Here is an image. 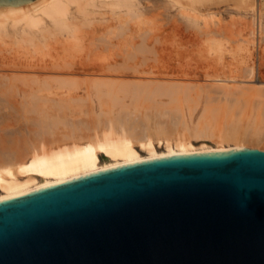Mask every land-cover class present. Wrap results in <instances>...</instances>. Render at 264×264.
<instances>
[{
	"label": "bare ground",
	"instance_id": "obj_1",
	"mask_svg": "<svg viewBox=\"0 0 264 264\" xmlns=\"http://www.w3.org/2000/svg\"><path fill=\"white\" fill-rule=\"evenodd\" d=\"M144 4H151V6H144ZM222 6L226 7L224 11L227 13L232 9L229 8L233 7L234 11L236 10L239 14L242 12H244L245 15L251 14L255 26L257 22L260 21L259 19L264 18V1L261 0H39L38 3L27 4L23 7L0 8V40H3V42L4 39H8L9 42L12 40L13 44L21 46V48L23 46H25V48L28 47V49L32 47L36 50L35 53H37L38 49H43L42 47L49 48L50 41H53V44L59 41V44L67 43L71 44V46L74 44L73 41L78 44L81 38L79 37L80 29L85 26L89 27L94 20H96V15L99 13L95 12L97 9H109L111 15L117 21L116 26H110L112 28L108 31L105 29L106 33H104V31L101 38L105 40L104 37H108L109 39L111 35H116V38L122 37L121 39L125 41L124 43L121 42L122 44H126L128 47L132 44L133 51L131 52L128 50L131 53H139L147 50V40L150 38V31H152L153 28V25L151 26L152 28H149L148 25H150L155 18H161V22L163 21L162 23H164V25H162V31L165 38H162H164L166 44H170L171 47L173 45L172 40L175 41L173 39V34L176 36L177 34H181L180 26L181 24H185L188 25V28L190 27L201 31V35L205 38L202 37L204 41H202L201 38L199 39L206 44L208 43L207 45L211 49V51L208 50L210 51L208 52L205 49L208 46L205 47L204 45V48L203 45H201L202 49H205L201 52L212 53L213 59L216 62H221V66H223L224 69H226L225 66H228L230 63L226 61V58L229 56L235 59L237 53H240V55H238L240 56L238 60L246 64L245 70L247 74H249L247 77L251 76L250 78H253V82H256L254 87H242L231 85V83L236 84L233 82H231L230 85L228 84L229 82L227 81L233 77L223 79V77L220 78L215 76V79H212L213 77L211 78L215 81L207 85L194 80L192 78L194 76L187 79H184L182 76L183 78L174 80L170 79L172 76L170 78L167 77L166 80H158L161 77L153 78L152 75V78L147 80L144 78L142 81L121 79L120 77L130 78L133 74H151V72L149 73L143 70L144 66L143 68L137 66L136 62L135 66H131L130 64L125 66V63L123 66L119 65V67H116L115 63H109L107 65L86 64L87 66L83 64H70V62L67 64H59L57 62L51 63L54 70H63L60 72H63V74L65 73V75L67 74V77L63 75L64 77H53L54 79H51L52 77H49V79H45L46 77H44V79H42L43 77L41 79L36 76L31 77L33 75H23V77H19L21 76L19 75L17 77L15 75L5 76L6 74H3L0 76V120L2 122H4L2 120L3 117L4 119L6 117L8 119L12 118L10 119L12 122L16 114L19 115L21 119L23 113H30L35 114L34 117L33 115V118L29 116L27 120L26 114L25 118L27 122H31V119L34 121L33 123L38 128L36 133L38 135H50L54 128L60 123L63 124L61 126H69L71 131L69 134H65L61 139H55V137L54 139L51 138L53 141L49 140V142L51 141L50 143L47 142V139L46 141L41 139L42 136L41 138L39 137V139L33 137L35 140L32 139V142L30 141L31 137L30 140L26 137L30 142H28L26 138H23L24 142L21 144L20 142H16L17 144L13 143L10 140H0V144H2L0 146V201L83 177L94 172L147 160H158V158L186 154L223 152L242 148H253L264 151V133L262 131V125H264V79L261 80L256 76L257 71L255 69V64L253 66L248 63V60H250L253 55L249 48V44H251L249 40H241L240 43V40L237 41L238 49L235 48L237 45L232 47L234 46L232 45L233 37L240 36V34L233 31L228 25L225 26L226 24H222ZM210 20L213 21L214 28L209 27L211 23ZM201 21L204 22V25L207 24L210 29H207L206 26L205 30L201 29ZM157 22H159V20H157ZM131 24L137 26L132 28ZM263 27L264 26L261 28ZM85 30L84 32L89 34V30L87 32ZM252 33L254 35L255 31H252ZM152 35H154V33ZM250 35L252 34L250 33ZM96 36H98V34ZM128 36L132 38L139 36L142 41H139L140 43L138 44H133V39H131L132 42L127 40ZM197 36L199 37L198 34ZM84 37L82 38L85 39ZM88 37L89 36H87V38ZM193 37H195V35H193ZM198 37L196 39H198ZM83 41L84 40H81L80 42L83 43ZM6 42H4V44ZM176 42L178 43V41H175V43ZM8 43L6 44L8 45ZM105 43H109L110 45L115 44L111 43L110 40ZM53 44L50 45V47L52 46L51 49L57 48V46H55L56 44H54V46ZM195 44H197V42ZM186 45H189V43ZM66 46L61 45V48ZM69 47L70 46L67 48ZM75 47L76 49L79 48L78 46ZM83 47L85 46H82V48ZM185 48H187V46ZM234 48L235 50H233ZM167 49H165V51H168ZM17 50L18 48H16V51ZM13 51L15 50L13 49ZM77 52L79 53V51ZM176 52H178V50ZM170 53H173V51ZM242 53L243 55H241ZM248 53L250 54L247 55ZM49 54L50 52L47 55L49 56ZM179 54L177 56L183 58ZM207 54L205 59L209 58ZM31 55L33 56V54ZM47 55L46 57H48ZM128 55L124 54V56ZM203 55H201V57ZM212 55L210 56L212 57ZM168 56L171 57V54ZM51 58L55 57L51 56ZM55 59L61 58L56 57ZM139 59L140 58H138V63ZM213 59L211 61H213ZM209 61L210 60H208V63ZM167 62L168 61L165 63ZM173 62L176 63V60ZM183 62L185 63V61ZM33 63L34 62H32V64ZM180 63L182 64L181 61ZM179 64L176 63V65ZM261 64L264 65V62ZM8 65L13 66V64ZM217 65L219 67L218 63ZM25 66H23V68H25ZM33 66L31 68H36ZM153 68L151 70L156 69ZM147 72L149 74H147ZM117 73L118 75L114 76ZM145 75L142 77H145ZM140 79L141 78H139V80ZM81 93L84 94L82 95ZM199 97H204L209 104L216 103L215 101L217 99L226 102L224 104L217 103L214 104V106L204 109L201 116L198 118L199 120L197 119L195 123L193 122L194 120L191 121L188 118H192V114L187 112L191 110L189 104ZM252 97L258 98V109H262L261 112H258L260 116L256 115L257 118L260 117V120L252 116L255 120H251L242 131V128L238 126L240 117L236 116L238 115L236 112H241L244 108L243 105H245L247 101H250ZM163 98L167 100L164 101ZM15 101L17 102L15 103ZM86 101H97L99 113L94 110V112H97V115L94 116H97L95 120L93 119L94 121L92 122L89 120L81 125L68 123L66 117L69 115H77L74 113L82 108L83 103ZM185 106L189 109L185 110ZM86 111L84 113H86ZM221 115L226 123L223 124L224 126L221 124L220 127L217 125ZM29 118L31 119L29 120ZM17 120L14 119L16 123ZM20 122H22V119ZM5 124L10 125L6 120ZM251 124L253 126H251ZM31 126L32 125L29 127ZM36 129H34V131ZM82 130L85 131L82 132ZM207 139H217L218 141L214 146L201 143L199 147H196L193 143V140L204 141Z\"/></svg>",
	"mask_w": 264,
	"mask_h": 264
},
{
	"label": "water",
	"instance_id": "obj_2",
	"mask_svg": "<svg viewBox=\"0 0 264 264\" xmlns=\"http://www.w3.org/2000/svg\"><path fill=\"white\" fill-rule=\"evenodd\" d=\"M0 264H264V151L147 160L2 200Z\"/></svg>",
	"mask_w": 264,
	"mask_h": 264
},
{
	"label": "rangeland",
	"instance_id": "obj_3",
	"mask_svg": "<svg viewBox=\"0 0 264 264\" xmlns=\"http://www.w3.org/2000/svg\"><path fill=\"white\" fill-rule=\"evenodd\" d=\"M261 1H264V0H261ZM151 6V4H144V6ZM232 8V9H231ZM226 9V7H224V6H222V8H221V10H222V14H221V16H222V19L224 20H222V24L223 25H225V26H227L228 25V27H231L232 28V30L233 31H235V32H237L238 34H240V36L238 35V36H234L233 37V43H232V45H234V46H232V47H235L238 43H237V41H239V43L241 42V40L243 41V40H249V42L251 43V44H249V48H250V51H251V54H253L252 55V58L250 59V60H248V63L250 64V65H253L254 66V64H255V69H256V71H257V73H256V76L257 77H259L261 80H263L264 79V65H262L261 63H263L264 62V27L263 28H261L262 26H264V18H262V19H259L260 21H258L257 22V25H258V28H257V25L255 26V24H254V21H253V17H251V14H247V15H245L244 14V12H242V13H240L239 14V12H237L236 10L234 11V8L233 7H230L229 9H231V10H229V13H227V12H225L224 10ZM107 13H106V12ZM234 11V12H233ZM95 12H99L97 15H96V20H94V22L89 26V27H87V26H85V27H82L81 29H80V32H79V37H81L80 38V40H79V42H78V44L77 43H75L74 41H73V45L71 46V44H63V43H60L61 45H68V46H70V47H72V48H67L68 46H66V47H64V48H61V45L58 43V42H54V44H56L55 46H57V48H53V49H51V47H50V45H52L53 44V41H50V45H49V48L51 49H49L48 47L46 48V47H42L43 49H38V51H37V53H35V49H33L32 47H29V49H28V47H26L25 48V46H23L22 48H21V46H18V45H16V44H13L12 43V40H10V42L8 41V39H4V42H6V43H8V45L5 43L4 44V42H3V40L1 41L0 40V76L1 75H5V76H9V75H15V76H19V75H21V76H19V77H23V75H25V76H30V75H33V76H31V77H38V78H42V79H44V77H46L45 79H49V77H52L51 79H54L55 77H58V78H60V77H64V76H66L65 75V73L63 74V72L61 73L60 71H63V70H57V69H55L54 70V67L52 68V64L51 63H59V64H67V63H69L70 62V64H75V65H81V64H83L84 66L87 64V65H94V64H99V65H107V64H109V63H112V64H114L115 63V66L116 67H119V65L120 66H123V64H125V66L126 65H134L135 66V62H136V65L137 66H139V67H142L143 68V66H144V68H143V70L146 72V71H148L149 73L151 72V74L150 75H145V74H133V76H131L130 78H123V77H120L121 79H127V80H133V81H142V80H144V78H145V80H147V79H150V78H159V77H161V78H159L158 80H166L167 79V77H171L170 79L172 80H174V79H178V78H183L184 77V79H187V78H191L192 76H194V77H192L194 80H196V81H200V83L202 84H211V83H213L215 80H212V79H215V76L216 77H220V78H222L223 77V79H225V78H227V79H229V78H231V77H233V78H231L232 80H234V81H232L231 79H229V81H227V82H229L228 84L230 85V83L231 82H233V83H236V84H232L231 83V85H235V86H244V87H254V84H256V82L254 83L253 81V78H250V77H247L249 74H247V72H246V64H244V63H242L241 61L239 62V57L240 56H238V55H240V53H237V56H236V58L234 59H232V57L230 58L229 56H228V58H226L227 60V62H230L229 63V67L228 66H225V68L226 69H224V67L223 66H221V62H216L214 59H213V55H212V53H208V52H210L211 51V49H210V47L205 43V42H202V41H204L203 40V38H205V37H203L201 34V31L200 30H195V29H193V28H188V25H183V24H181V34H183V35H181V34H177V36L176 35H174L173 34V39L175 40V41H178V43L176 44L175 43V41H173L172 40V42H173V45H172V47H171V45L170 44H166V42H165V37H164V34H163V26L162 25H164V23H162L161 22V18H155V20L157 19V20H159V22H157V20L155 21V20H152L153 22L152 23H150V25H148V27L150 28L152 25H153V28H152V31H155V32H152V31H150L151 33H150V35H149V39L147 40V50H145V51H143V52H133V53H131L132 51H133V46H132V44H130L131 46H127L126 44H122V43H124L125 41H124V39H121L122 37H117L116 38V35H111L110 37H112V38H110L109 37V39H108V37L106 38V37H104V39L105 40H103L102 38H101V35H103V32L104 33H106V30L108 31V30H110L114 25L116 26V24H117V21H116V19L111 15V11L109 10V9H97ZM101 12V13H100ZM224 12V13H223ZM231 12V13H230ZM264 12V11H263ZM112 17V18H111ZM110 19V20H109ZM106 21V22H105ZM97 22V23H96ZM115 22V23H114ZM202 22V21H201ZM210 25H209V23H208V25H209V27L210 28H214V25H213V21H211L210 20ZM94 23H96V24H94ZM158 23V24H157ZM155 24V25H154ZM110 26H112V27H110ZM137 25H135V24H131V27L132 28H134V27H136ZM162 26V27H161ZM201 29H206V27H207V29H210L208 26H207V24L206 25H204V22H202L201 23ZM204 26V27H203ZM206 26V27H205ZM105 27H107V28H105ZM109 27V28H108ZM184 27V28H183ZM255 27H256V29H255ZM188 28V29H187ZM83 29V30H82ZM85 29H88V30H85ZM92 29V30H91ZM106 29V30H105ZM189 29H190V32H189ZM262 29V30H261ZM84 30L87 32H89V34H87V33H85L84 32ZM250 30H252L253 32L255 31V36L253 35V33H252V31H250ZM83 31V32H82ZM197 32V34L199 35V37L197 36V34H196V32ZM94 33V34H92V33ZM185 32V33H184ZM200 34H199V33ZM98 34V36H96L97 34ZM100 33H102V34H100ZM154 33V35H157V36H154V35H152ZM188 33V34H187ZM250 33L252 34V35H250ZM81 34V35H80ZM89 36L88 38H87V36ZM91 34H92V37H91ZM100 34V35H99ZM185 34V35H184ZM192 34V35H191ZM190 35H191V37H190ZM193 35H195V37H193ZM85 36V37H84ZM94 36V37H93ZM183 36H185V37H183ZM250 36V37H249ZM82 37H84L85 39H83ZM157 37V38H156ZM162 37H164V38H162ZM186 37H188V38H186ZM198 37V39H196ZM203 37V38H202ZM248 37V38H247ZM92 38V39H91ZM95 40H94V39ZM100 38V39H99ZM128 39L127 40H129V41H131V39H133L132 41H133V44L134 43H140L141 41H142V39L139 37V36H136V37H127ZM135 38V39H134ZM193 38V39H192ZM199 38H201L202 39V41H201V39H199ZM92 41H90V40ZM102 39V40H101ZM180 40V42H179V40ZM196 39V40H195ZM238 39V40H237ZM81 40H84L85 42H87V43H85L84 41H83V43L82 42H80ZM108 40H110L111 41V43H115V44H109V43H105V42H107ZM112 40H113V42H112ZM122 40V41H121ZM154 40V41H153ZM182 40H184V41H182ZM188 42H187V41ZM198 40V41H197ZM252 42H251V41ZM96 41V42H95ZM117 41V42H116ZM131 41V42H132ZM140 41V42H139ZM163 41H164V43H163ZM190 41V42H189ZM92 43V45H91V43ZM122 42V43H121ZM150 42V43H149ZM192 42H193V44H192ZM197 42V44H195V43ZM254 42V43H253ZM2 43V44H1ZM71 43V42H70ZM80 43V44H79ZM82 43V44H81ZM95 43V44H94ZM99 43H100V45H99ZM118 43V44H117ZM119 43H120V45H119ZM154 43V44H153ZM189 43V45H186V44H188ZM205 43V44H204ZM236 43V44H235ZM4 44V45H3ZM54 44H53V46H54ZM84 44V45H83ZM183 44V45H182ZM254 44V45H253ZM3 45V46H2ZM7 45V46H6ZM14 45V46H13ZM58 45H60V46H58ZM85 46V47H83L82 48V46ZM87 45H88V48H87ZM101 45H103V46H101ZM170 45V46H169ZM178 45H180V46H178V48L176 49V47ZM187 46V48H185L186 46ZM194 45V46H193ZM201 45H203V47H204V45H205V47L206 46H208V47H204L207 51L208 50H210V51H205V52H207V53H203V52H201V51H204L205 49L203 48L202 49V47H201ZM7 47V49H6V47ZM8 46H9V48H8ZM10 46H12L13 47V49L16 51V48H18V50L16 51V55H15V51H13V49H12V47H10ZM75 46H78L77 48L78 49H76V47ZM115 46V47H114ZM150 46V47H149ZM166 46V47H165ZM183 46H185V47H183ZM254 46V47H253ZM19 47H20V49H19ZM126 47V48H125ZM180 47H181V49H180ZM183 47V48H182ZM260 47V48H259ZM5 48V49H4ZM23 48H25V49H23ZM167 48H169V49H167ZM173 48V49H172ZM201 49V50H199V49ZM235 48H237L238 49V45L235 47ZM235 48L233 49V50H235ZM12 51H11V50ZM23 49V50H22ZM67 49H69V50H67ZM70 49H71V51H70ZM79 49H81V50H79ZM102 49V50H101ZM126 49V50H125ZM132 49V50H131ZM165 49H167L168 51H165ZM176 49V50H175ZM195 49H196V51H195ZM21 50H22V52H21ZM25 50V51H24ZM29 50V51H28ZM67 52H66V51ZM83 50H85V51H83ZM128 50H130V51H128ZM178 50V52L180 53H178V52H176ZM69 51V52H68ZM77 51H79V53L77 52ZM81 51V52H80ZM173 51V53L175 54H173V53H170V52H172ZM19 52V53H18ZM50 52V54H49V56L47 55L48 53ZM71 52V53H70ZM76 52V53H75ZM121 52V53H120ZM127 52V53H126ZM130 52V53H129ZM176 52V53H175ZM21 54V55H18V54ZM39 53V54H38ZM47 53V54H46ZM73 53V54H72ZM102 53V54H101ZM111 53V54H110ZM140 53H142V54H140ZM167 53H168V55H170L171 54V57L170 56H168L167 55ZM201 53H203V54H205V55H203V54H201ZM14 54V55H13ZM23 54V55H22ZM31 54H33V56L31 55ZM38 54V55H37ZM44 54H46L48 57H46V55H44ZM63 54V55H62ZM69 54V55H68ZM75 54H76V56H75ZM118 54V55H117ZM124 54L125 55H128V56H124ZM139 54V55H138ZM173 54V55H172ZM180 55V56H182L183 58H180L179 56H177V55ZM206 54H207V56L209 55V58L208 59H205V56H206ZM250 53H248L247 55H249ZM37 55V56H36ZM44 55V56H43ZM123 55V56H122ZM167 55V56H166ZM201 55H203L202 57H201ZM210 55H212V57L210 56ZM241 55H243V53L241 54ZM51 56L52 57H57V58H61V59H55V58H51ZM137 56H140V57H137ZM175 56H177V57H175ZM45 57H46V59H45ZM106 57V58H105ZM119 57V58H118ZM128 57V58H127ZM149 57V58H148ZM168 57V58H167ZM173 57V58H172ZM201 57V58H200ZM227 57V56H226ZM261 57H262V59H261ZM70 58V59H69ZM109 58V59H108ZM138 58H140L139 59V63H138ZM172 58V59H171ZM178 58V59H177ZM207 58V57H206ZM254 58H255V60H254ZM8 59V60H7ZM14 59V60H13ZM38 59H39V61H38ZM43 59V60H42ZM105 59V60H104ZM115 61H114V60ZM166 59V60H165ZM167 59H169V60H167ZM213 59V61H211ZM55 62H54V61ZM68 60H70V61H68ZM73 60V61H72ZM127 60V61H126ZM137 60V61H136ZM146 60V61H145ZM163 60H165V61H163ZM176 60V63L177 64H179L180 63V61L182 62V64L180 63L179 65H176V63L175 62H173V61H175ZM187 60V61H186ZM208 60H210L209 61V63H208ZM228 60H230V61H228ZM232 60V61H231ZM238 60V61H237ZM37 61V62H36ZM112 61V62H111ZM166 61H168L167 63H165ZM170 61V62H169ZM183 61H185V63L183 62ZM216 63H215V62ZM235 61V62H234ZM255 61V62H254ZM32 62H34L33 64H32ZM50 62V63H49ZM132 62V63H131ZM133 62H134V64H133ZM234 62V63H233ZM254 62V63H253ZM138 63V64H137ZM147 63V64H146ZM150 63V64H149ZM217 63L219 64V67H218V65H217ZM233 63V64H232ZM237 65H236V64ZM238 63H240V64H238ZM242 63V64H241ZM247 63V64H248ZM6 64V65H5ZM8 64H13V66L12 65H8ZM15 64V65H14ZM16 64H17V66H16ZM21 64V65H20ZM117 64V65H116ZM154 64V65H153ZM163 64V65H162ZM168 64V65H167ZM230 64H231V66H230ZM259 64V65H258ZM28 67H26V66ZM33 67H36V68H31L32 66ZM37 65H38V67H37ZM86 65V66H87ZM141 65V66H140ZM146 65V66H145ZM151 65V66H150ZM165 65V66H164ZM173 65V66H172ZM181 65V66H180ZM206 65H208V66H206ZM213 65V66H212ZM215 65V66H214ZM232 65H234V66H232ZM20 67V69H19V67ZM23 66H25V68H23ZM177 66V67H176ZM198 66H199V68H198ZM202 68H201V67ZM204 66V67H203ZM212 66V67H211ZM243 66V67H242ZM17 67H18V69H17ZM30 67V68H29ZM139 67H137V68H139ZM150 67H154V68H156L155 70H151L152 68H150ZM158 67V68H157ZM164 67V68H163ZM206 67H208V68H206ZM223 67V68H222ZM236 69H234V68ZM259 67V68H258ZM153 68V69H154ZM198 68V69H197ZM201 68V69H200ZM203 68H206V69H203ZM210 68H211V70H210ZM213 68H214V70H213ZM223 69V71H224V73H223V71H222V69ZM231 68V69H230ZM17 69V70H16ZM140 70H142L141 68H139ZM163 71H162V70ZM208 69V70H207ZM218 69V70H217ZM228 69V70H227ZM234 69V70H233ZM161 70V71H160ZM165 70V71H164ZM170 70V71H169ZM5 71V72H4ZM9 71V72H8ZM201 71H203V72H201ZM221 71V72H220ZM227 73H226V72ZM232 71V72H231ZM11 72V73H10ZM147 72V74H149ZM161 72H163V73H161ZM191 74H190V73ZM195 72V73H194ZM217 72V73H216ZM221 74H220V73ZM237 72V73H236ZM245 72V73H244ZM260 72V73H259ZM13 73V74H12ZM157 73H158V75H157ZM194 73V74H193ZM198 73H199V75H198ZM203 73V74H202ZM216 73V74H215ZM219 73V74H218ZM224 75H223V74ZM229 73V74H228ZM60 74H61V76H60ZM155 74V75H154ZM162 76H161V75ZM165 74H166V76H165ZM168 74V75H167ZM178 76H176V75ZM205 74V75H204ZM211 74H213V75H211ZM259 74V75H258ZM64 75V76H63ZM116 75H118V73L117 74H115L114 76H116ZM135 75V76H134ZM145 75V77H142V76H144ZM151 75H152V77H151ZM154 75V76H153ZM170 75V76H169ZM187 75V76H186ZM189 75V76H188ZM191 75V76H190ZM198 75V76H197ZM202 75V76H201ZM246 75V76H245ZM140 76V77H139ZM181 76V77H180ZM183 76V77H182ZM228 76V77H227ZM234 76H237V77H234ZM54 77V78H53ZM67 77V76H66ZM197 77V78H196ZM207 77H210V78H207ZM213 77V78H212ZM245 77V78H244ZM138 78V79H137ZM139 78H141L140 80H139ZM198 78H199V80H198ZM212 78V79H211ZM236 78V79H235ZM226 79V80H227ZM176 82H178V81H176ZM219 82V81H218ZM239 82V83H238ZM252 82V83H251ZM199 83V82H198ZM247 85V86H246ZM258 85V84H257ZM256 87V86H255ZM251 90V89H250ZM250 93H252V92H250ZM82 95L84 94V93H81ZM163 100L164 101H166L167 99H164L163 98ZM200 100V101H199ZM205 100V101H204ZM251 100H252V102H251ZM17 101H15V103H16ZM96 102V103H95ZM216 103H212V104H209V102L203 97H199V98H197V99H195L192 103H190L189 104V106H191V110H190V112H187V113H191L192 115H191V117L192 118H190V117H188L191 121H193V122H195L196 123V121H197V119L199 118V116H201V113L203 112V110L204 109H207L208 107H210V106H214V104H217V103H220V104H224L226 101H224V100H219V99H217L216 101H215ZM257 102H258V98L257 97H252V99H250V101H247V103L245 104V105H243V109H242V111L241 112H236L238 115H236V116H238V117H240L239 119V127H241L242 128V131H243V128H245L248 124H249V122L251 121V120H253L254 118L255 119H257V120H260V117H256V115H259L260 116V114H258V112H261V110L262 109H258V105H257ZM204 103V104H203ZM250 103H252V104H250ZM259 103V102H258ZM94 104V105H93ZM244 104V103H243ZM249 104V105H248ZM256 104V105H255ZM15 105H17V104H15ZM90 105V106H89ZM205 105V106H204ZM256 106V107H255ZM262 106V105H261ZM87 107V108H86ZM90 107V108H89ZM98 108V109H97ZM185 110H187V109H189L187 106H185ZM193 108H194V110H193ZM80 109H82V110H80ZM80 109H78V111H76L74 114H77V115H73V116H68V117H66V119H67V122L68 123H70V124H73V123H75V124H83V123H85V122H88L89 120L92 122V121H94L95 120V118L97 117H94L95 115H97V112L99 113V106H98V104H97V101H94V102H90V101H86V102H84L83 103V107L82 108H80ZM92 109V110H91ZM97 109V110H96ZM142 111H144L142 108H140ZM250 109V110H249ZM84 110V111H83ZM86 110H90V111H86ZM94 110L95 111H97V112H94ZM248 110V111H247ZM81 111V112H80ZM86 111V113H84ZM193 111V112H192ZM87 112H89V113H87ZM243 112V113H242ZM82 113H83V115H82ZM25 114V115H24ZM26 114H27V120H28V117L29 116H31V118H33L34 117V115L35 114H30V113H23L21 116L23 117V115H24V117L22 118L21 117V119H22V122H20V116L19 115H17L16 114V116L15 117H13L14 119H20V120H17V123H16V121H14V119L12 120V122H11V120L10 119H12V118H10V119H8L7 117L4 119V117L2 118V120L4 121V122H2L1 120V123H0V140H3V141H7V140H10V141H12L13 143H19L20 142V144L22 143V142H24V139L26 138V137H28V139L30 140V137H31V142L33 141V140H35V139H39V137L41 138V136H42V138L41 139H44L45 141H46V139H47V142L48 143H50L51 141H53V139H54V137H55V139H61L65 134H69L70 133V131H71V128L69 127V126H66V125H64V126H61V125H63V124H59L58 126H56V128H54V130H53V132L52 133H50V135L49 134H40V135H38V134H36L37 133V130H38V128L36 127V125L33 123L34 121H32V119L31 118H29V120L31 119V122L29 121V122H27V120H26ZM29 114V115H28ZM89 114V115H88ZM188 114V115H189ZM221 114V113H220ZM254 114V115H253ZM32 115H33V117H32ZM91 115V116H90ZM243 116H245V117H243ZM254 118H253V117ZM36 117V116H35ZM1 119V118H0ZM25 119V120H24ZM94 119V120H93ZM254 119V120H255ZM5 120H6V122L7 123H9L10 125H7V124H5ZM199 120V119H198ZM222 120V121H221ZM247 120V121H246ZM15 122V123H14ZM258 122V121H257ZM12 123V124H11ZM19 123V124H18ZM23 123H24V125H23ZM224 123H226L224 120H223V116L221 115L220 117H219V120H218V125L217 126H220L221 127V124L223 125ZM30 125H32L31 127H29ZM35 125V126H34ZM61 126V127H60ZM224 126V125H223ZM251 126H253L252 124H251ZM250 126V127H251ZM263 126V128H262V131H263V133H264V125H262ZM24 128V129H23ZM26 128V129H25ZM29 128V129H28ZM37 128V129H36ZM62 128V129H61ZM34 129H36L35 131H34ZM82 129H84V128H82ZM55 131H56V133H55ZM85 130H82V132H84ZM26 132V133H25ZM54 133V134H53ZM60 133V134H59ZM35 134V135H34ZM52 134H53V136H52ZM57 135V136H56ZM23 136H25V137H23ZM61 136V137H60ZM33 137L35 138V139H33ZM44 137V138H43ZM24 138V139H23ZM51 138H53V139H51ZM28 139L26 138V140L28 141ZM33 139V140H32ZM23 140V141H22ZM49 140H51L50 142H49ZM30 141H28V142H30ZM218 140L217 139H207V140H204V141H202V140H198V141H196V140H193V143H194V145L196 146V147H199V145L201 144V143H205V144H207V145H210V146H214V145H216V142H217ZM16 143V144H17ZM219 143V142H218ZM2 144H0V146H1Z\"/></svg>",
	"mask_w": 264,
	"mask_h": 264
}]
</instances>
